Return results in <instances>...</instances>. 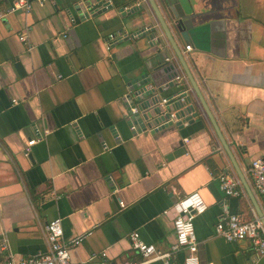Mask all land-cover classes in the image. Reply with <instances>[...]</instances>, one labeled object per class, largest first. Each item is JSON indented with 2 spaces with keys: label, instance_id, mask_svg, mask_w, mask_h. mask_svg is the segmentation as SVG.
I'll return each instance as SVG.
<instances>
[{
  "label": "crops",
  "instance_id": "1",
  "mask_svg": "<svg viewBox=\"0 0 264 264\" xmlns=\"http://www.w3.org/2000/svg\"><path fill=\"white\" fill-rule=\"evenodd\" d=\"M30 1L25 11L0 0V257L46 252V225L61 217L66 241L84 235L74 262L140 261L130 234L169 251L176 233L164 210L198 191L208 206L195 218L201 264H264L249 240L216 230L226 211L244 221L264 214L250 183L251 162L264 156V0H191L201 35L178 42L254 199L161 31L169 57L152 59L148 3ZM111 35L119 40L109 47ZM185 91V102L161 104ZM150 104L165 116L178 110V120L145 119ZM181 141L186 152L175 156ZM221 174L243 194L224 193Z\"/></svg>",
  "mask_w": 264,
  "mask_h": 264
},
{
  "label": "built area",
  "instance_id": "2",
  "mask_svg": "<svg viewBox=\"0 0 264 264\" xmlns=\"http://www.w3.org/2000/svg\"><path fill=\"white\" fill-rule=\"evenodd\" d=\"M45 0H40L44 3ZM146 3L147 1L144 0ZM32 7L30 0H14V9L29 11ZM25 40L24 36L20 37ZM114 35L110 36L109 47L118 41ZM191 45H186V50H191ZM180 78L179 76L177 79ZM187 92V93H186ZM176 98H164L161 101L163 106L172 103H183L188 97V91ZM132 112L137 113L138 108L133 107ZM169 120L176 121L179 118L178 110L168 112ZM132 129H136L133 125ZM38 142L34 138L28 142L25 153L28 155L31 146ZM250 183L257 195L264 196V156L258 157L251 162ZM221 189L229 196H240L243 188L240 181L228 174L219 176ZM208 206L203 196L198 191L190 192L180 198L170 208L164 210V214L173 215L176 240L169 251L159 250L155 244L143 241L137 231L130 234L133 247L142 255L140 261H128L122 264H148L151 261L161 260L164 264H174L172 256L179 252H184V264H201L199 256V241L195 230V218L203 214ZM46 240L48 250L42 254L29 257H16L10 255L6 258L0 257V264H100L93 259L88 261L74 262L70 249L72 246L80 244L84 235L73 239L65 240L63 219L61 217L50 220L46 225ZM217 234L227 241L249 240L256 249L260 257H264V225L261 218L255 213L251 221H244L238 214L228 211L224 213L221 220L216 225ZM104 255V254H103Z\"/></svg>",
  "mask_w": 264,
  "mask_h": 264
},
{
  "label": "water",
  "instance_id": "3",
  "mask_svg": "<svg viewBox=\"0 0 264 264\" xmlns=\"http://www.w3.org/2000/svg\"><path fill=\"white\" fill-rule=\"evenodd\" d=\"M146 1L156 17V25L155 26L150 25L145 29V32H146L145 34L147 35L148 39L151 41L150 45H152V47H155L156 55H154L152 59L156 57L158 60L159 59L165 60L169 57L168 51L163 50V48H161L160 46L162 43V39L159 37L160 36L159 33L161 31L164 41L169 44L170 48L174 51L176 57H178V59L184 66V69L192 84V87L196 95L200 99L203 109L206 115L208 116L210 122L212 123L218 138L220 139L223 147L228 152L231 160L233 161L235 169L237 170L239 177L242 180L243 185L245 186L250 196L254 199V192L252 191V188L249 182L245 178L242 170L240 169L238 163L236 162V159L234 155L232 154L228 146V143L219 127V124L214 114L212 113L206 99L204 98V95L194 75L192 74L189 67L187 66L183 51L179 45L180 41H183L184 43H190L192 42L193 39H198V37H200L201 35L200 31L198 30L199 27H195L194 25L191 24L192 15H195L194 5L192 1L191 0H165V3L163 2L162 7L159 6L156 0H146ZM88 7H90V4L88 5ZM137 80H135V82H137ZM140 90H141L139 92L140 96H145V92L147 91V89L143 88ZM141 111L144 113L143 117L145 119H148L149 121H154L155 118H157V116L159 115L162 116L161 118L169 117L168 114H166V116L162 115V112H163L162 109L160 107H154V104H150L146 107L141 108ZM180 145L181 147L178 148L177 151L174 152L175 156L181 155L186 152V149H184L183 147L184 146L183 141L180 142ZM259 217L261 218V221L264 225L263 212L259 213Z\"/></svg>",
  "mask_w": 264,
  "mask_h": 264
},
{
  "label": "trees",
  "instance_id": "4",
  "mask_svg": "<svg viewBox=\"0 0 264 264\" xmlns=\"http://www.w3.org/2000/svg\"><path fill=\"white\" fill-rule=\"evenodd\" d=\"M178 104V103H177Z\"/></svg>",
  "mask_w": 264,
  "mask_h": 264
}]
</instances>
